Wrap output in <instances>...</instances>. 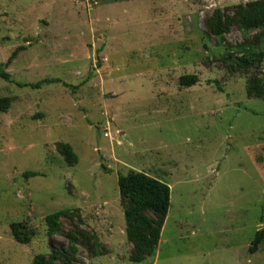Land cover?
Returning <instances> with one entry per match:
<instances>
[{
  "label": "rangeland",
  "instance_id": "rangeland-1",
  "mask_svg": "<svg viewBox=\"0 0 264 264\" xmlns=\"http://www.w3.org/2000/svg\"><path fill=\"white\" fill-rule=\"evenodd\" d=\"M250 1L0 0V64L26 48L6 70L13 82L0 78L12 100L0 113V264L64 248L44 218L71 208L105 250H80L76 264H134L117 187L130 170L170 188L156 254L140 264H264V245L248 251L264 231V100L227 78L213 61L224 45L203 35L215 9ZM185 74L199 82L179 87ZM44 79L59 82L17 86ZM58 142L74 148V167ZM25 220L37 230L29 245L9 228Z\"/></svg>",
  "mask_w": 264,
  "mask_h": 264
},
{
  "label": "trees",
  "instance_id": "trees-1",
  "mask_svg": "<svg viewBox=\"0 0 264 264\" xmlns=\"http://www.w3.org/2000/svg\"><path fill=\"white\" fill-rule=\"evenodd\" d=\"M204 27L203 35L206 38L218 39L216 45H224L222 57H213V61L221 64L218 68L226 72L227 78L246 79L247 98L264 100V76L261 75L264 62V0L250 1L224 10L215 9L211 15L205 17ZM232 28L243 36L242 42L235 45L225 43L224 39ZM204 48L207 50L206 46ZM25 50V47L15 48L6 62L0 64L1 79L13 82L6 70ZM211 63V58L207 57L204 65L210 66ZM55 82L59 80L44 79L37 83L17 86L38 89ZM198 82L199 79L194 74H185L178 79L181 88H190ZM11 101L9 97H0V113L9 110ZM55 151L66 167L71 168L78 163V156L69 143H56ZM24 176L36 177L38 174L26 172ZM117 187L125 221V236L131 246L127 259L130 263L140 264L156 254L170 208V188L159 180L133 170L118 176ZM30 224L29 220L10 224V233L16 243L29 245L37 235V230ZM44 225L48 237L61 236L65 239L66 246L53 249L48 254L35 255L32 264H76L80 250H83L90 260L105 253L97 234L84 228V220L78 209L52 212L44 218ZM263 245L264 231H257L248 251L255 253Z\"/></svg>",
  "mask_w": 264,
  "mask_h": 264
}]
</instances>
